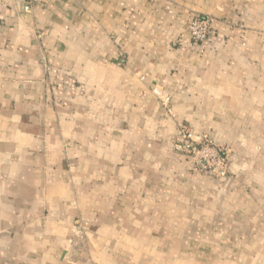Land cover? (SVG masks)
<instances>
[{
  "label": "crops",
  "instance_id": "crops-1",
  "mask_svg": "<svg viewBox=\"0 0 264 264\" xmlns=\"http://www.w3.org/2000/svg\"><path fill=\"white\" fill-rule=\"evenodd\" d=\"M0 264H264V0H0Z\"/></svg>",
  "mask_w": 264,
  "mask_h": 264
},
{
  "label": "built area",
  "instance_id": "built-area-1",
  "mask_svg": "<svg viewBox=\"0 0 264 264\" xmlns=\"http://www.w3.org/2000/svg\"><path fill=\"white\" fill-rule=\"evenodd\" d=\"M35 0H24V10L29 11ZM210 21L204 17L196 16L192 18L188 25V32L194 45L201 43L210 33ZM180 136L175 142L174 150L180 153L190 163L192 169L197 174L223 179L228 176L229 165L227 152L224 148L218 147L210 142L205 136L202 140L194 141L191 130L182 125Z\"/></svg>",
  "mask_w": 264,
  "mask_h": 264
},
{
  "label": "rangeland",
  "instance_id": "rangeland-1",
  "mask_svg": "<svg viewBox=\"0 0 264 264\" xmlns=\"http://www.w3.org/2000/svg\"><path fill=\"white\" fill-rule=\"evenodd\" d=\"M196 16H200V17H204V18H206V19H209V21H210V27H211V30H210V33L208 34V36L205 38V40L203 41V42H201V43H198L197 45H194V43H193V41L191 40V38H190V35H189V32H188V25H189V23L191 22V20H192V18H191V20H189L188 22H187V24H186V31H187V33H188V36H189V40H190V42H191V44H193L194 46H196V47H199V46H201L202 44H204V43H206L208 40H210L213 36H214V33H215V28H214V22H213V20H212V18L210 17V16H206V15H196ZM196 16H194V17H196ZM193 17V18H194ZM228 26H230V28H232V29H234V28H236V29H239V30H242V31H248L249 30V28H248V22H243V21H240V20H238V21H230V22H225ZM249 24H250V22H249ZM153 92L156 94V97H157V95L160 97V104H161V106L163 107V108H165L166 110H169L170 109V107H171V102H170V100H169V98L166 96V97H161V93H160V91H158L157 89H155V90H153ZM162 92V91H161ZM182 125H185V127L187 126V128H188V130L190 129L191 131V134H192V138H193V140L194 141H199V140H202L203 138H207L210 142H212L213 144H215L216 146H218V147H221V148H224L225 150H226V152H227V161H228V165H229V167H228V169H230V167H231V162L229 161V156L231 155V153H232V149H230L228 146H225V145H218V144H216L211 138H210V136L207 134V133H200V134H197V133H195L188 125H186V124H184V123H180V124H178L177 125V128H176V132H175V135H174V139H173V142H172V152L174 153V155H177V156H179V157H182L187 163H189V165H190V170H191V172L192 173H194L195 175H197V176H199V177H201V178H206V179H208V180H210V181H219V180H222V179H219V178H214V177H208V176H204L203 174H197L193 169H192V167H191V163L186 159V158H184V156L182 155V154H180V153H177L176 152V150H174V145H175V142H176V140L178 139V137L180 136V131H181V129H180V127H182ZM180 130V131H179ZM203 136H205V137H203ZM179 140H180V138L178 139V142H177V144L179 143ZM229 173H230V170H229V172H228V175H229ZM223 179H225V178H223Z\"/></svg>",
  "mask_w": 264,
  "mask_h": 264
}]
</instances>
